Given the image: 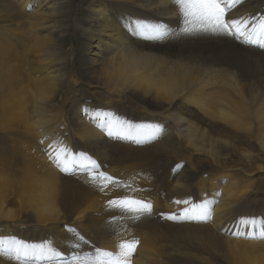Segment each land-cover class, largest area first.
<instances>
[{"label":"bare ground","instance_id":"bare-ground-1","mask_svg":"<svg viewBox=\"0 0 264 264\" xmlns=\"http://www.w3.org/2000/svg\"><path fill=\"white\" fill-rule=\"evenodd\" d=\"M262 13L264 0H242L228 16ZM135 19L163 25L164 34L136 35L129 24ZM184 27L174 0H0V219L12 218L2 197L15 194L13 204L35 223H44L47 214L61 222L56 205L74 214L85 230L83 250L76 248L82 253L88 245L116 252L120 242L135 238L140 244L132 264H264V240L231 235L246 230L236 219L261 204L243 199L248 191L240 184L264 170V53L229 35ZM77 79L86 89L69 104L78 143L108 149L94 156L100 162L113 153L130 163L151 161L144 164L148 169H107L120 181L116 188L98 189L90 179L63 187L48 158L53 141L67 146L53 131V110ZM113 102L132 106L116 110ZM93 110L131 112L133 125L159 124L162 131L139 144L110 137L90 121ZM170 149L180 153L183 168L159 184L153 164L168 166ZM204 172L209 176L199 178ZM259 179L264 182V173ZM195 192L202 203L212 202L210 220H177L163 228L149 220L165 210L164 202L193 203ZM39 195L45 205L35 199ZM124 197L151 203V214L136 220L137 214L108 203ZM57 251L67 256L68 250ZM9 263L20 264L0 254V264Z\"/></svg>","mask_w":264,"mask_h":264},{"label":"snow or ice","instance_id":"snow-or-ice-1","mask_svg":"<svg viewBox=\"0 0 264 264\" xmlns=\"http://www.w3.org/2000/svg\"><path fill=\"white\" fill-rule=\"evenodd\" d=\"M240 3L242 0H174V4L179 7L183 15L185 32L203 31L231 35L238 39L242 38L245 43L264 47V15L234 19L228 17L230 10ZM129 24L131 31L146 39L159 38L164 34V26L161 24H152L140 19L130 20ZM85 111L88 112L87 109ZM88 114L90 121L105 130L108 136L131 139L138 144L155 139L162 131L159 124L133 125L114 116L111 112L93 110ZM48 158L61 172L71 173L78 170L88 173L94 182L97 180L101 182L102 188H107L109 183L114 182L113 177L98 171L95 159L85 152L74 153L61 141H53L49 144ZM181 167V164H177L173 171ZM108 203L126 212L137 214L133 217L136 220L152 212L151 203L130 197L110 200ZM175 203L189 205V207H185L179 215H166L165 218L168 220L206 221L211 219V209L208 206L212 203L210 201L195 204L188 200H177ZM240 224L245 226L246 230L238 228L231 232L233 237L264 240V224L257 226L255 218H241ZM79 239L84 240L82 236ZM139 244L138 239L132 238L120 242L116 252L96 248L94 253L74 255L71 264H132L133 255ZM74 247H79V245H74ZM0 254L10 255L20 261V264H39L40 261H45L46 264H61L56 258L62 255L50 247L47 242L27 243L15 236H0Z\"/></svg>","mask_w":264,"mask_h":264},{"label":"rangeland","instance_id":"rangeland-1","mask_svg":"<svg viewBox=\"0 0 264 264\" xmlns=\"http://www.w3.org/2000/svg\"><path fill=\"white\" fill-rule=\"evenodd\" d=\"M79 83H80L79 79L70 82L69 88L67 89L66 92L63 93V95L60 98L59 103L56 105L57 107L54 108V110H53V124H52L53 131L60 137V139L63 142H65L67 144L68 148H70L74 153L85 152L89 156H91L93 159H95L94 156L97 158H100L102 151L107 152L108 149H98V148L92 147L90 145H87V142L83 141V140H80V142L82 144V145H80L78 143L77 139L75 138L76 129L70 123L71 115H70L69 104L86 92V89L82 88L83 86H80ZM98 97H99V99H106V97L102 94H99ZM134 103H136V105L139 108L142 107V105L140 103H138L137 101H135ZM131 106H132V104L130 102H120V104H118V105H116V102H113V107L116 110H127ZM110 112L113 113L114 116L119 117L120 119L128 121L130 123H133V121L135 119V114H133L131 112H128V113H124V112L119 113V112H115V111H110ZM37 144H40V143L38 142ZM170 151L174 155H171V157L168 161L169 162L168 166L164 165V163H159V162L153 164L154 170H157V174H158L157 179H159V184H161L162 181H164L168 176L177 175L180 172V170H182V168H183V167H181L179 170L175 171L176 172V174H175L173 169L176 167L177 164L182 165V161L179 158L180 153L178 151L173 150V149H170ZM115 156H116V153L111 154L109 160H112V161L116 160V162L106 163L109 160H106V161L104 160V161L100 162L98 159L97 160L95 159L97 162V165H98L99 172L101 170L102 172L108 174V172H105V171H107V169H109L108 171H110L112 169L111 170L112 173H111V171H110V173L115 174L116 170L123 169V168H126V167L131 166V165H136V166H133L134 168H136L137 165H140L143 169H148V167L144 166V164H150L151 163V161H144V162L141 161V162L130 163L127 161V158L124 160V158L126 157L125 155L122 156L124 158H121L120 156L119 157L116 156V158H115ZM117 158H119L120 160L119 159L117 160ZM129 161H131V160H129ZM185 161H186V163L187 162L194 163L195 159H192L190 157H186ZM103 162H105V163H103ZM99 166H101V167H99ZM110 166H112V167H110ZM159 166H161V167H159ZM54 168L56 169V174H57L58 178L62 181L61 184L63 187L65 185H71V186L76 185L77 186L79 180H80L79 183L81 181H83L80 184H78L79 186L87 183V182H85L84 179L92 180L89 175L86 177H83V178L82 177H76V178H68V179L66 178L65 179L64 176H66V175H64V173L61 172L56 166H54ZM137 169H139V168L137 167ZM254 173H256L254 176L246 178V185L240 184V187H242L244 189L243 193L245 191H248L247 194H244L243 199H247L250 201L251 200H259V203L261 202V204H263V205L261 206V204H260L259 205L260 207L255 206V205L249 206L250 207V208L248 207L249 212H248V209L247 210L245 209L246 213H244V215L247 217H250V219L251 218H255V219L258 218L257 223L264 224V210H263L264 209V203H263L264 201L262 200V199H264V182H262L259 179V176H261V174L264 173V170L261 168V169H259L258 172H254ZM209 174H210L209 172H204L203 174H201L199 176V178H202L204 176L208 177ZM113 178H114V182L112 184L110 183L108 185V187H111L113 185V186H115L114 188H116V184L119 183L120 181L116 177H113ZM75 181H77V182H75ZM195 181H197V179ZM92 184L97 186L98 189L101 188V186H102V185H100L101 184L100 181L94 182L92 180ZM113 186L111 188H113ZM197 194L198 193L195 192L194 194L190 195L189 198H191L193 203L200 204V203H202L203 200H201ZM23 197H27V195L24 194ZM2 198L5 201V209H9L11 211L12 218L9 220L0 219V236H15L17 239H21L27 243H34V244H40V243L43 244V243L47 242L48 245L50 247H52L53 249H55L56 251L58 249H60L62 251L68 250L65 253V254H67V256H69L70 254L71 255L72 254H78L81 252L80 251L81 249L83 250L82 246H84L85 244L84 243L82 244V242L84 240L81 241L79 239V237L84 236L85 230H84L83 225H79V226L76 225L75 220H74L76 217L74 214H71L69 211H64V210H62V208L59 205H56L55 206V212L60 213L61 222H58L56 220L51 219L52 218L51 215L47 214L46 217L44 218V220H46V219L47 220L44 223L38 224V223H35L33 220H31L29 212L23 213L21 208H18V207H16V205L13 204V203L18 202V200H19L15 194H5V195H3ZM35 199L37 200V202L39 204H43V205H45L48 202L47 200L43 199V195H41V196L39 195V198H35ZM50 199H52V198H50ZM175 201H177V200H170V201L164 202L165 210L152 213L149 217V220L153 221L154 224H158L159 226H161V228H163V226L165 227L166 225L170 224V222H169L170 220L166 219L165 216L169 215V214H177L183 210L180 205H179V207H177L178 204L175 203ZM119 208L120 207H118V209ZM251 209H254V210H251ZM173 211L174 212L177 211V212L170 213ZM252 211H253V214H252ZM256 212L259 214H256ZM239 215L242 216V214L240 212H239ZM250 215H252V216H250ZM180 234H181V232H179L178 235H180ZM61 243H62V245L64 244L63 247H62ZM78 244H79V247H74V245H78ZM94 246L88 245L87 246L88 247L87 252H91L94 249H96V247H94ZM76 248H81V249H77V251H76ZM78 250L80 252H78ZM84 250H86V249H84ZM70 251H72V252H70ZM220 263L225 264L224 262H221L219 260H212V264H220ZM9 264H13V263H9Z\"/></svg>","mask_w":264,"mask_h":264}]
</instances>
